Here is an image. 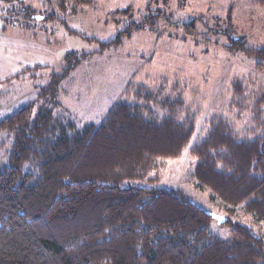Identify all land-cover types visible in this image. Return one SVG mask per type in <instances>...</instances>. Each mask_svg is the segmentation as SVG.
<instances>
[{
	"label": "trees",
	"instance_id": "trees-1",
	"mask_svg": "<svg viewBox=\"0 0 264 264\" xmlns=\"http://www.w3.org/2000/svg\"><path fill=\"white\" fill-rule=\"evenodd\" d=\"M56 1L73 13L93 3ZM21 5L18 15L32 17L31 7ZM148 24L154 25L153 17L127 26L114 40L99 43L100 52L120 47L133 29ZM189 26L196 28L194 22ZM229 28L230 22L222 32ZM243 40L230 49L243 48ZM247 51L264 59V47ZM89 56L68 53L62 72L52 75L34 103L0 120V131L13 135L8 166L0 170V264H264V135L241 138L229 122L215 119L207 137L193 146L198 185L231 207L222 224L230 228V239L213 237L215 219L183 190L140 184L150 180L157 159L181 156L195 133L193 120H157L147 106L157 97L143 89L135 96L144 104L118 103L100 126L79 130L57 114L60 85ZM179 104L162 102L169 112ZM258 106L264 107V95ZM239 206L258 232L233 219Z\"/></svg>",
	"mask_w": 264,
	"mask_h": 264
},
{
	"label": "rangeland",
	"instance_id": "rangeland-1",
	"mask_svg": "<svg viewBox=\"0 0 264 264\" xmlns=\"http://www.w3.org/2000/svg\"><path fill=\"white\" fill-rule=\"evenodd\" d=\"M92 1L76 13L61 10L56 0L0 4V120L34 103L52 75L62 72L68 53L89 54L60 85L57 114L79 130L89 124L100 126L116 104H144L135 93L149 91L157 97L147 104L153 117L163 120L173 115L181 123L193 120L196 130L181 156L157 159L150 180L140 184L181 189L209 213L228 218L231 207L198 185L197 159L191 150L207 137L215 119L229 122L241 138L264 135L262 126H257L264 124V107H257L264 95V59L247 51L264 47L261 0ZM21 2L31 7L32 17L18 15L24 12ZM147 16L154 18L153 26L133 29L120 47L100 52L99 43L114 40ZM228 22L233 28L223 33ZM241 39L245 46L231 50ZM166 101L182 104L169 112L162 105ZM43 102L35 105L34 114ZM12 144L13 135L0 131V170L8 166ZM235 212L234 220L259 231L242 206ZM209 233L219 239L231 237L230 228L216 220Z\"/></svg>",
	"mask_w": 264,
	"mask_h": 264
},
{
	"label": "water",
	"instance_id": "water-1",
	"mask_svg": "<svg viewBox=\"0 0 264 264\" xmlns=\"http://www.w3.org/2000/svg\"><path fill=\"white\" fill-rule=\"evenodd\" d=\"M211 215L218 222L219 225L225 224L227 222V218H225V217H221V216H218V215H215L212 213H211Z\"/></svg>",
	"mask_w": 264,
	"mask_h": 264
}]
</instances>
